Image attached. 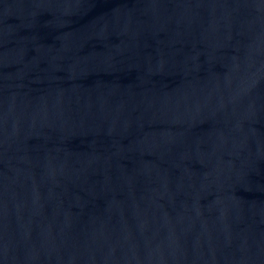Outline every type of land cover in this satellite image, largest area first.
Segmentation results:
<instances>
[{
    "label": "water",
    "instance_id": "obj_1",
    "mask_svg": "<svg viewBox=\"0 0 264 264\" xmlns=\"http://www.w3.org/2000/svg\"><path fill=\"white\" fill-rule=\"evenodd\" d=\"M0 264H264V0H0Z\"/></svg>",
    "mask_w": 264,
    "mask_h": 264
}]
</instances>
